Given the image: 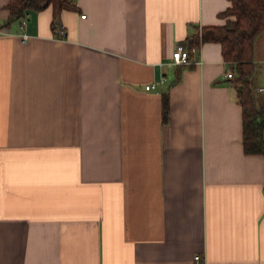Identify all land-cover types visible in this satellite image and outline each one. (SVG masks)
I'll use <instances>...</instances> for the list:
<instances>
[{
	"label": "crops",
	"instance_id": "0c3cea01",
	"mask_svg": "<svg viewBox=\"0 0 264 264\" xmlns=\"http://www.w3.org/2000/svg\"><path fill=\"white\" fill-rule=\"evenodd\" d=\"M9 1L0 264H264V154L244 149L232 64L216 41L202 63H171L231 0H74L24 26ZM253 61L264 106V30Z\"/></svg>",
	"mask_w": 264,
	"mask_h": 264
},
{
	"label": "trees",
	"instance_id": "16d2710c",
	"mask_svg": "<svg viewBox=\"0 0 264 264\" xmlns=\"http://www.w3.org/2000/svg\"><path fill=\"white\" fill-rule=\"evenodd\" d=\"M232 4L221 14L229 18L224 24L203 25L189 35L183 43L202 45L208 41L222 44L226 61L232 64V77L238 88L239 102L243 107L244 149L247 153L264 154V106L258 105L252 90L254 73V43L264 30V0H231ZM53 7L58 17L64 9L75 8L74 0H10L9 21L24 16L30 10ZM169 97H163V118L169 117Z\"/></svg>",
	"mask_w": 264,
	"mask_h": 264
},
{
	"label": "built area",
	"instance_id": "2783aa9c",
	"mask_svg": "<svg viewBox=\"0 0 264 264\" xmlns=\"http://www.w3.org/2000/svg\"><path fill=\"white\" fill-rule=\"evenodd\" d=\"M83 17L86 16V14L82 15ZM29 17V12H27L23 18H22V26H24L27 23ZM61 33L64 35L66 34V31L64 29H60ZM24 38H28V34L23 35ZM200 48L201 45L194 44L192 46H187L182 42H179L175 49L173 50L172 57H171V63L174 65L183 64V63H189V62H195V63H202V58L200 56ZM235 75V71L233 68H228L226 71V76L229 78H232ZM166 80V75H162L161 81ZM156 87V83H150L146 85L147 89ZM196 260L201 261L202 257L201 255H196Z\"/></svg>",
	"mask_w": 264,
	"mask_h": 264
}]
</instances>
